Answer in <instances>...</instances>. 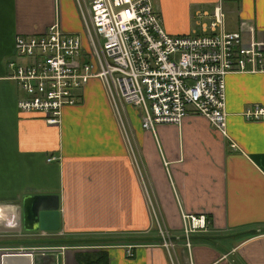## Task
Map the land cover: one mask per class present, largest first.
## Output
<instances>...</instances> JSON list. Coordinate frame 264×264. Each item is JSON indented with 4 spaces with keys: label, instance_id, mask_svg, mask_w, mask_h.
<instances>
[{
    "label": "crops",
    "instance_id": "obj_1",
    "mask_svg": "<svg viewBox=\"0 0 264 264\" xmlns=\"http://www.w3.org/2000/svg\"><path fill=\"white\" fill-rule=\"evenodd\" d=\"M156 1L166 15L162 21L159 14L164 30L187 32L185 0ZM204 2L211 11L218 5L225 29L246 21L264 39V0ZM55 20L63 31H79L74 0H0V169L3 185L15 191L13 196L10 189L4 191L13 203L6 207L22 218L25 196L52 194L58 204L43 226L21 227L27 237L24 251L0 249V264H32L31 253L54 254L38 264H80L75 256L81 248L104 252V260L93 264H172L145 194L157 203L178 264H264V120L249 121L240 114L251 103L264 105V73L225 76V133L198 115L144 130L128 109L146 184L97 79L82 86L74 105L61 109L56 124L16 107L19 92L8 67L21 61L13 53L14 37L37 34ZM189 217L203 220L205 228L191 234L187 248L183 220L187 225ZM139 235L152 239L117 240ZM60 238L72 242H56ZM84 239L105 241L84 247ZM129 242L131 256L122 246ZM34 245L42 247L33 250Z\"/></svg>",
    "mask_w": 264,
    "mask_h": 264
},
{
    "label": "built area",
    "instance_id": "obj_2",
    "mask_svg": "<svg viewBox=\"0 0 264 264\" xmlns=\"http://www.w3.org/2000/svg\"><path fill=\"white\" fill-rule=\"evenodd\" d=\"M74 3L88 50L82 47L80 33L63 31L58 20L37 34L16 35L13 53L21 61L8 63L19 92L15 105L56 124L61 109L74 105L82 86L97 79L130 160L146 184L128 109L144 130L198 115L225 133V76L264 73V39L246 21H240L235 30L225 29L218 6L210 13H196L197 19L206 20L198 30L168 34L151 0ZM240 114L249 121H262L264 105L251 103ZM145 198L159 243L167 249L171 263L178 264L157 203L152 196L145 194ZM188 219L187 225L183 220L187 248L191 234L205 228L203 220ZM132 246L123 245L127 255Z\"/></svg>",
    "mask_w": 264,
    "mask_h": 264
},
{
    "label": "rangeland",
    "instance_id": "obj_3",
    "mask_svg": "<svg viewBox=\"0 0 264 264\" xmlns=\"http://www.w3.org/2000/svg\"><path fill=\"white\" fill-rule=\"evenodd\" d=\"M153 6L155 7V9L159 10V14L162 15V21H164L166 19V15L164 14V10L161 6L158 5L156 0H151ZM155 3L158 7L155 6ZM211 4H207L206 2H204V0H196V2L194 0H192L191 2L189 1H184V10L186 11V15H187V19H188V30H198L199 29V24L200 22H206V20L204 19H197L196 17V12L197 11H202L204 10H210L211 11ZM161 18V16H160ZM227 20L229 22L234 20V15H230L229 18H227ZM161 21V22H162ZM227 28V27H226ZM229 29V28H227ZM187 30V31H188ZM81 35L82 38V47L84 50H88L87 44H86V39H85V33L83 31V28L80 24V29L78 31ZM4 175H5V171L0 169V218H3L2 222L0 220V249H2L1 251L3 252H21L24 251L22 248L25 247V245H23L24 243H26L27 237L23 236L22 233V229L20 224H18V226L15 225V218H14V208H7L6 206H13L11 203V198L9 197L8 194H11L10 196L14 195V189L11 190V187L5 186L4 184ZM10 189V193H8L7 195H4V191L9 190ZM12 192V193H11ZM9 211L11 214H8ZM7 212V214H6ZM6 214V215H4ZM9 223V226L6 225L7 222ZM12 225L14 226H11ZM3 224V225H2ZM248 233V232H247ZM190 238V237H189ZM16 240V241H15ZM11 241V242H9ZM102 241H98L95 242V244L93 245H98V246H102V243H100ZM137 243V242H136ZM128 244H131L130 242ZM29 245V244H28ZM84 247H89L91 244L90 243H85L82 244ZM123 246V245H122ZM42 247V245H34V249L40 248ZM189 247V246H188ZM187 249V248H186ZM82 252L87 253V252H93V251H97L95 249H85V248H81ZM23 254V253H22Z\"/></svg>",
    "mask_w": 264,
    "mask_h": 264
},
{
    "label": "water",
    "instance_id": "obj_4",
    "mask_svg": "<svg viewBox=\"0 0 264 264\" xmlns=\"http://www.w3.org/2000/svg\"><path fill=\"white\" fill-rule=\"evenodd\" d=\"M28 200V202H25ZM23 216H15V225L21 224L24 230L37 229V223L40 227L43 226V220L56 214L57 209V197L52 194H37L25 196L22 198ZM32 220V222L30 221ZM208 239L209 237H202ZM54 257L51 253H31V263L38 264L40 259L44 257Z\"/></svg>",
    "mask_w": 264,
    "mask_h": 264
},
{
    "label": "trees",
    "instance_id": "obj_5",
    "mask_svg": "<svg viewBox=\"0 0 264 264\" xmlns=\"http://www.w3.org/2000/svg\"><path fill=\"white\" fill-rule=\"evenodd\" d=\"M145 239H152V238H148V237H144V236L139 235V236H134V237H131V236L119 237L117 240H121V241L122 240L123 241H142ZM156 239H157V237H156ZM80 241L86 243V242H98V241H105V240H103V239H84V240H80ZM9 242H11V241H9ZM56 242H60V243L72 242V240L60 238V239H56ZM75 257L80 264H82V262H83V264H93V263H100L102 260H104L105 255H104V252L102 250H97V251L87 252V253L80 252V253H77Z\"/></svg>",
    "mask_w": 264,
    "mask_h": 264
},
{
    "label": "bare ground",
    "instance_id": "obj_6",
    "mask_svg": "<svg viewBox=\"0 0 264 264\" xmlns=\"http://www.w3.org/2000/svg\"><path fill=\"white\" fill-rule=\"evenodd\" d=\"M217 6H218V5H217ZM200 23H201V22H200ZM51 158H52V157H51ZM9 223H10V222L8 221V226H9ZM11 226H12V223H11ZM130 256H131V255H130Z\"/></svg>",
    "mask_w": 264,
    "mask_h": 264
}]
</instances>
